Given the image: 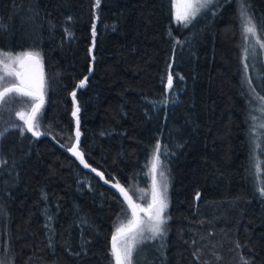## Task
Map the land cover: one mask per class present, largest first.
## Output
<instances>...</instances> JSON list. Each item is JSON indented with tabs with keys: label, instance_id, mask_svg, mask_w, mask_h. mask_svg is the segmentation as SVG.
I'll use <instances>...</instances> for the list:
<instances>
[{
	"label": "trees",
	"instance_id": "1",
	"mask_svg": "<svg viewBox=\"0 0 264 264\" xmlns=\"http://www.w3.org/2000/svg\"><path fill=\"white\" fill-rule=\"evenodd\" d=\"M261 26L264 0H211L187 26L172 0H0V51L38 53L44 82L41 134L0 140V261L110 264L113 185L143 179L159 143L166 233L135 264H264Z\"/></svg>",
	"mask_w": 264,
	"mask_h": 264
},
{
	"label": "snow or ice",
	"instance_id": "2",
	"mask_svg": "<svg viewBox=\"0 0 264 264\" xmlns=\"http://www.w3.org/2000/svg\"><path fill=\"white\" fill-rule=\"evenodd\" d=\"M211 0H172V6L175 9V20L179 23H187L199 13V11L206 7ZM99 0H97V5ZM243 35L245 41H248L250 37L257 36V27L253 23L252 18L248 15L246 9L241 10ZM95 27V26H94ZM260 32L262 33L260 41H258L259 46L264 48V26H261ZM93 36H95V31H93ZM91 51V50H90ZM247 52V47L245 48ZM38 53L34 52H24L19 54H12L8 51H0V66H2V74H0V110L5 107L7 99L13 96L19 97H30L33 101L30 114H25L23 111H18L16 116L24 122L28 132H31L34 136H38L39 125L35 123L36 115L40 110L41 104L43 102V87L44 82L41 77L40 80H36L33 76L28 74L24 69L26 68L29 61L38 63ZM247 70V65H245ZM91 72V69H89ZM12 79L9 80L8 78ZM87 77L80 82L77 87H84ZM168 86H172V76H168ZM75 104V92L72 94ZM264 99V98H262ZM79 108H74L73 116H77ZM79 121L77 120V124ZM264 127V124L260 125ZM25 129L20 128L21 133ZM4 133L0 132V137ZM79 130H77L76 136L77 141L79 140ZM259 147V145H257ZM70 151L73 152L84 167H89L85 163L82 154L77 150V145L74 144ZM161 146L157 143L155 152L153 155V160L151 162L150 173L152 176V202L147 206V208H141L138 204L134 203L132 197L128 194V191L121 187L118 183L114 184L113 187L118 188L121 195L124 197L125 201L128 203L129 209L132 212V218L127 222V224L121 223L112 235V248L111 253L115 259V264H135V256L140 250V245L145 241L155 239L158 236L164 234V225L166 223V217L164 213L168 207L167 202V177L163 171L159 172L160 181H157V168L159 166ZM264 161H256L257 173L261 170V165ZM95 171V169H93ZM97 175H101L97 173ZM103 179V176L101 175ZM107 183V181H105ZM141 192L143 190L141 189ZM199 195V194H197ZM260 195L264 197V182L260 188ZM141 199L143 197H140ZM140 213L144 214L146 219L141 218ZM150 233V235H145V233ZM0 264H3L0 261ZM247 264V262H245Z\"/></svg>",
	"mask_w": 264,
	"mask_h": 264
},
{
	"label": "rangeland",
	"instance_id": "3",
	"mask_svg": "<svg viewBox=\"0 0 264 264\" xmlns=\"http://www.w3.org/2000/svg\"><path fill=\"white\" fill-rule=\"evenodd\" d=\"M173 16H175V9L174 8H173ZM255 41L256 40L254 37H250V41L248 43L249 44L248 50H247V53H249L250 55H251V52H252V49L254 46L253 42H255ZM38 60H39V58H38ZM24 71H26L28 74L33 76L36 80H40L42 77L40 61L38 63H34V62L29 61L26 68L24 69ZM0 74H2V66H0ZM8 79L11 80L12 78L9 77ZM32 104H33L32 99L26 101V105H25V97H19V96L9 97L7 99L5 107L2 110H0V132L5 133L11 129L16 130L17 128H22V127L24 128V126H25L24 122L16 116V113L18 111H23V112H25V114H30ZM75 130H76V128H75ZM76 133H77V131H76ZM1 138L2 137H0V140H1ZM153 155H154V153L152 154V156L148 162L145 177L141 180H131L129 182V185L127 187H125V189L128 191V194L132 197L133 202L138 204L141 208H147V206L152 202V176L150 173V169H151V162L153 160ZM160 171L164 172V170L161 168L160 163H159V166L157 168V181L158 182L161 179L159 176ZM165 176L167 177V186H168V180L169 179H168V176L166 175V173H165ZM141 189L143 190V192H141ZM140 197H143V198L141 199ZM167 202H168V187H167ZM121 209L122 210L117 215V224L113 228V230L111 232V236L113 235L116 228L121 223L127 224V222L132 218L131 209H129L128 203L125 201V199L122 202V208ZM140 216H141V218L146 219V217H144L143 213H140ZM164 216L166 218H168V207L164 213ZM163 227L165 230L164 231V234H165L166 233V227H165V225ZM145 235H150V233L146 232ZM163 235L158 236L155 239L145 241L142 245H140V247H142L146 244H149L150 242H153L154 240L162 238ZM110 260H111L110 264H115V260H114V257H113L111 252H110Z\"/></svg>",
	"mask_w": 264,
	"mask_h": 264
},
{
	"label": "water",
	"instance_id": "4",
	"mask_svg": "<svg viewBox=\"0 0 264 264\" xmlns=\"http://www.w3.org/2000/svg\"><path fill=\"white\" fill-rule=\"evenodd\" d=\"M110 248H112V236L110 237Z\"/></svg>",
	"mask_w": 264,
	"mask_h": 264
}]
</instances>
